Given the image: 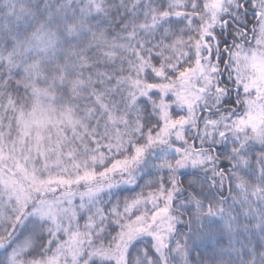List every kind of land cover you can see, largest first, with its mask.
Returning <instances> with one entry per match:
<instances>
[{
    "label": "snow or ice",
    "instance_id": "snow-or-ice-1",
    "mask_svg": "<svg viewBox=\"0 0 264 264\" xmlns=\"http://www.w3.org/2000/svg\"><path fill=\"white\" fill-rule=\"evenodd\" d=\"M0 264H264V0H0Z\"/></svg>",
    "mask_w": 264,
    "mask_h": 264
}]
</instances>
